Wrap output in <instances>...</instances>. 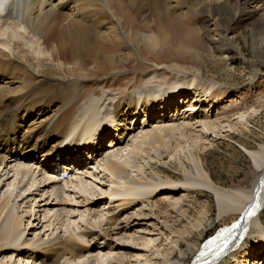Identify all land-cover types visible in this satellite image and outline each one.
Here are the masks:
<instances>
[{
    "label": "bare ground",
    "instance_id": "1",
    "mask_svg": "<svg viewBox=\"0 0 264 264\" xmlns=\"http://www.w3.org/2000/svg\"><path fill=\"white\" fill-rule=\"evenodd\" d=\"M112 1L163 31L183 22L190 13L206 15L209 22L222 25L223 19L235 15L234 6L241 11L234 20L239 24L264 19V9L258 6L257 0H186L182 4L167 0L169 5L164 0H149V12L145 14L136 9L134 0ZM112 1L0 0V101L5 100L10 106L4 116H0V189L11 179L19 184L17 192L14 193L18 189L15 187L10 193L0 194V264H15L16 259L17 263L27 261L30 264H58L61 259L75 262L88 247V254L97 249L108 250L115 254L112 258L115 264L130 263L131 254L147 248L144 234L132 229L138 222L153 217L142 209L136 216L125 215L122 221L120 216L139 204L148 203L149 197L164 190L167 194H175L193 189L206 191L214 197L219 219L236 212L240 218L198 245L189 264L238 261L240 251L249 240L264 241V225L260 218L264 212V146L255 151L241 145L258 173L250 191L217 187L209 179L201 159L192 151L176 163L183 180L162 177L161 168L166 164L160 161L154 163L157 170L151 166V171L140 172L136 160V153L142 151L141 143L165 152L170 143L179 138H193L198 147L204 136L213 134L215 119L210 122L202 113L185 119L180 108L182 110L188 92L193 90V103L207 104L214 110L223 99L214 98L208 102V98L219 87L200 84L195 74L187 78L188 90H185L177 85L185 76L170 70L174 85L165 86L166 79L156 78V72L151 70V78L142 73L138 75L141 87L128 86L120 95L104 91L89 95L84 90L92 78L90 74L82 79L54 77L50 63L56 62L72 65V74L88 70L89 64H94L106 73L101 84L108 83L120 68L126 67L117 55H105L112 42L121 51L122 43L131 38V33L118 32L120 20L117 10L112 8ZM53 2L57 3L53 5ZM97 12L98 15H94ZM162 39L153 36L144 40L153 48H159L165 43ZM208 42L219 48L222 40L208 39ZM19 45L22 50L17 52ZM138 48L133 49L137 54ZM126 50V55L132 56L133 51ZM156 79L160 80L159 87ZM51 81L55 86L46 87ZM31 83L32 87H26ZM48 94L52 95L49 99ZM141 117L145 120L140 127L143 133L139 142L132 141L135 131L140 129ZM128 143H131L130 150L120 153L122 146ZM133 168L138 171L137 178L129 175ZM13 181L11 185L15 186ZM25 181L28 193L20 196ZM13 193L18 203L11 200ZM101 203H105V210H96ZM75 216L79 218L78 224L72 222ZM40 223L42 229L49 230L52 225L60 229L74 224L78 230L59 236L52 229L50 240L37 236L29 239V233ZM95 234L96 239H106L104 246H90L87 239ZM111 237L119 241L128 238L131 243H110ZM190 246L180 252V257L194 252ZM8 253L13 259L7 261ZM148 263L145 258L142 264ZM166 264L183 263L166 260Z\"/></svg>",
    "mask_w": 264,
    "mask_h": 264
},
{
    "label": "rangeland",
    "instance_id": "2",
    "mask_svg": "<svg viewBox=\"0 0 264 264\" xmlns=\"http://www.w3.org/2000/svg\"><path fill=\"white\" fill-rule=\"evenodd\" d=\"M173 1L175 3L179 2V4L186 3V0ZM134 2L135 7H137L136 9H141L144 14L149 12V0H134ZM164 2L169 5L167 0H164ZM169 2H172V0ZM257 2L258 6H262L264 9V0H257ZM56 3L53 2V5ZM112 8L117 10V15L120 20V26L117 27L118 32L121 31L123 35L131 33V38H128L127 42L122 43L123 49L121 51L117 49L118 45L112 42L109 46L110 50L105 55H111L112 57L117 55L122 65L126 67H123V69L120 68L119 73L114 75V80L111 79L108 83L101 84L106 73L97 69L94 64H89L88 70L83 72L77 71L78 73L75 72L72 74V65L65 64V66L56 62L50 63V66H52L55 72L54 77L82 79L84 75L90 74L89 76H92V78L87 82L88 84L86 83V87H88L84 90L89 95H97L103 91L106 94H113L114 92L113 95H120L125 93L128 86L141 87V80H139L140 74L142 73V76L147 75V78H151V72L153 71L156 72V78L166 79L168 83L165 86L174 85L171 84L174 76L170 71H179L181 75L185 76L183 77L184 80H180L177 83L178 86H183L185 90H188V80L195 74L198 76V82L200 84L201 82L204 85L216 84L220 89L214 90L215 92L208 98V102H211L214 98L223 99V102L214 108V110L207 104L201 106L193 103V90L188 92L189 95L184 100L185 103L182 110L180 108V113L183 112L184 116H186L185 119L189 118L192 114L197 115L201 113L206 115L210 122H213L215 119L213 123H215L214 127L216 128L213 130V134L211 132L210 136H204L205 138H202L198 147L195 146L197 140H193V138L190 140L179 138V140L171 142L169 149L165 150V152L161 148L150 147L145 143H141L140 147L142 151L136 153L137 169L139 168L138 170L140 172L147 173L151 171L150 167L153 166L157 170L154 167V163L160 161L166 164L165 167L161 168L163 173L161 175L162 177L170 176L174 180H183L181 171L176 163L179 158L183 159L184 155L192 151L195 156L201 159L205 172L217 187L225 190L239 187L238 189L245 188V190L250 191L253 182L258 177V173L252 168V162L245 155L241 145L245 144L248 148L255 151L259 147L264 146V19L262 20L263 23L260 22V19L255 22L239 24L234 20L236 15H239L241 11L238 8L235 9L234 6V10L236 11L235 15L232 18L226 17L225 20L223 19L222 25L214 21L209 22L206 15L190 13L183 22L173 25L169 30L166 29L165 33L162 28L155 27L151 23H146L142 18L134 17L131 10H123L118 2L112 1ZM94 15H98V12ZM148 27L151 28L149 29ZM141 35L144 36L142 37ZM151 36H157V38L163 37L162 40L165 43L169 42L166 43L167 45L163 43L158 46L159 48H153L144 40L145 37L152 38ZM208 39H214L217 42L222 40V43L217 48L211 45ZM128 46L130 47L128 48ZM135 48H138V54L133 50ZM126 49L133 51L131 53L132 56L126 55ZM20 50H22L21 45L18 46L16 51L18 52ZM99 58L101 59L100 56ZM11 62L16 64L13 61ZM90 70L92 71L90 72ZM96 76L97 78L95 79L94 77ZM187 78L189 79L187 80ZM156 80L159 81L156 83V86L159 87L160 80ZM52 86H55L54 81H51L50 85L46 87ZM13 87H17V85ZM26 87H32V83ZM207 91H209L208 88ZM224 92H227L225 97ZM47 96V99L52 97L51 94ZM0 104V116L3 117L10 106L3 99L0 101ZM195 105L198 106L196 107ZM160 117L161 115H159ZM142 121H145L143 117L139 119V128L141 127V123H143ZM140 130L141 128L135 131L133 135L135 137L132 141L139 142L140 135L143 133ZM176 138L178 139V137ZM105 144L107 143L104 142ZM130 144L128 143L126 147L123 145L120 153L128 152L130 150ZM188 167L187 169L190 168ZM137 169L133 168L129 170L131 178L138 177ZM12 181L11 179L7 186L0 189V194L10 193L15 187H18V189L16 191L14 190V193L19 190L17 181H13L15 186L11 185ZM23 184L25 186L20 189V196H26L28 193L26 181ZM14 193L12 194L11 200L18 203V198H14ZM105 208V203H101L98 204L96 210L103 211ZM140 209L145 210V214L153 218L149 221L138 222L139 224L137 223V226L132 230L133 232L140 231L138 232L139 234H144L142 235L147 248H142L143 250L136 255L131 254L128 258L130 263L126 264H142L145 258L149 260L148 264H166V260L189 264L192 261L197 247L217 231L240 218L239 213L236 212L219 219L214 197L200 189L185 192L180 191L175 194H167V191L164 190L149 197L148 203L139 204L131 210H128L126 214L120 216L119 220L122 221L125 215L129 217L136 216ZM260 218L264 225V212L260 214ZM157 219L158 221H155ZM27 220V218L24 219V222H27ZM78 221V217H73L72 222L78 224ZM90 221L94 222L93 219ZM35 224H38V221L36 223L34 222V226H36ZM40 226L41 223L34 231L29 233V239L37 236L43 240H50L52 229H55L53 232L59 236H66L68 233L78 230L76 228L77 225L74 224L71 225L72 227H68V225L61 226L60 229H56L58 226L52 225L49 230L48 228L42 229ZM95 236L96 234L88 237L87 240L90 246L91 244L97 245L98 247L104 246L106 239H96ZM109 242L114 244L131 243L128 238L127 240L123 239L119 241L117 237H111ZM187 246L193 247L194 252L187 254L186 257H180V252L186 251ZM244 249L248 252L243 251ZM87 250L89 251L90 247ZM88 251H83L81 253L83 256L78 261L73 262L71 260L61 259L58 264H115L112 261L115 254L110 253L108 250L102 251L97 249L91 254H88ZM240 252L238 261L231 259L229 260V264H264V241L249 240L248 245ZM26 253L27 251H24V254ZM6 259L8 261V259L13 258H10L9 254L6 255ZM9 261L13 262V260ZM15 264L30 263H27V261L17 263L16 259Z\"/></svg>",
    "mask_w": 264,
    "mask_h": 264
}]
</instances>
